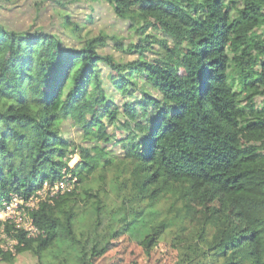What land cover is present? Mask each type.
Masks as SVG:
<instances>
[{"label":"trees","instance_id":"1","mask_svg":"<svg viewBox=\"0 0 264 264\" xmlns=\"http://www.w3.org/2000/svg\"><path fill=\"white\" fill-rule=\"evenodd\" d=\"M50 2L58 29L19 30L0 0V207L75 187L29 211L37 236L0 224V264H95L123 235L174 264H264V0ZM100 7L129 42L84 30Z\"/></svg>","mask_w":264,"mask_h":264},{"label":"rangeland","instance_id":"2","mask_svg":"<svg viewBox=\"0 0 264 264\" xmlns=\"http://www.w3.org/2000/svg\"><path fill=\"white\" fill-rule=\"evenodd\" d=\"M227 1L232 2L234 0ZM35 2H43V5H46L42 8L44 11L38 17L37 5ZM49 3H51L50 0H14V3L11 5L12 9L9 11H3L1 18L6 22V24H9L11 27L19 30L28 29L37 18L39 24L45 28L58 29L61 24V19L59 16L55 18L52 17L54 9H52V6H50ZM85 5L87 4L85 3ZM84 8H86V6H84ZM84 8L80 14L73 12L70 13L75 14L73 15L75 19L81 18L80 20H83L84 17L86 18L87 13L90 12L89 8H86V10H84ZM93 16L94 22L86 24V27L84 28L85 31L93 30L94 32H97L99 29L105 28L108 32H120L121 36L126 39L125 42L130 41L128 24L126 22L118 21L112 13L107 11L106 7L98 8L93 13ZM63 31H65V29ZM117 135L119 138L122 136V133L117 131ZM78 161L79 156H75L71 160L70 164L74 166ZM1 211L2 207L0 208V212ZM0 238L3 239L2 244L5 248L12 246V242L10 240L2 238L1 235ZM176 257L177 251L166 239L160 241L152 248L150 254H147L137 242L132 240L128 235H123L121 238L114 241L111 249L103 257L96 260L95 264H174ZM54 263L55 262H53V264ZM1 264L9 263L2 262ZM13 264H38V259L31 252L27 251L18 254Z\"/></svg>","mask_w":264,"mask_h":264},{"label":"built area","instance_id":"3","mask_svg":"<svg viewBox=\"0 0 264 264\" xmlns=\"http://www.w3.org/2000/svg\"><path fill=\"white\" fill-rule=\"evenodd\" d=\"M75 181L76 178L70 179V176L66 175L54 183L45 182L43 187L33 194L28 200L19 196H14L10 201L4 202L1 206L2 211L0 212V224L9 221L10 223H14L17 228L26 231L28 236L34 237L39 235L41 231L29 216V211L37 208L40 201L45 200L47 196L54 197L60 193L73 189L75 187ZM1 231L2 238L10 240L8 235L3 232V229H1ZM10 241L13 246L15 241Z\"/></svg>","mask_w":264,"mask_h":264}]
</instances>
